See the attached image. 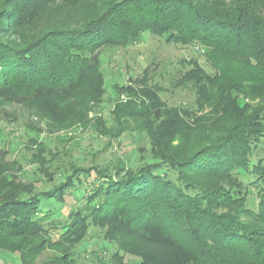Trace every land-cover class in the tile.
I'll list each match as a JSON object with an SVG mask.
<instances>
[{
    "label": "trees",
    "instance_id": "obj_1",
    "mask_svg": "<svg viewBox=\"0 0 264 264\" xmlns=\"http://www.w3.org/2000/svg\"><path fill=\"white\" fill-rule=\"evenodd\" d=\"M62 1L73 0H0V99L30 107L54 125H70L74 118L88 123L91 104L105 93L101 54L134 46L145 33L168 43L200 44L210 57L252 60L257 69L242 81L225 80L208 95L206 75L196 64L190 80L196 109L172 113L149 88L116 85L118 98L126 93L135 99L111 113L116 123L146 119L162 127L175 125V118L185 122V115L202 133L191 153L173 145L176 133H168L169 126L160 132L143 122L154 157L128 171L118 167L119 179L109 166L74 162L60 183L45 173L51 187L38 192L35 184L4 175L0 163V251L34 264L46 248L56 249L64 255L47 264H66L68 258L72 264L91 225L106 223V237L117 244V264H264V159L251 162L264 140V107L250 109L246 100L264 89V0H100L98 10L82 14L73 28L56 20L37 34L20 31ZM216 80L207 79L211 90ZM210 104L213 115L222 117H198ZM103 122L97 124L105 128ZM53 229L57 241H41ZM122 253L136 260L125 261Z\"/></svg>",
    "mask_w": 264,
    "mask_h": 264
},
{
    "label": "rangeland",
    "instance_id": "obj_2",
    "mask_svg": "<svg viewBox=\"0 0 264 264\" xmlns=\"http://www.w3.org/2000/svg\"><path fill=\"white\" fill-rule=\"evenodd\" d=\"M99 1H62L42 11L41 18L37 16L27 27L24 25L20 31L37 34L40 29L57 23L56 20L59 21L57 24L62 21V24L66 23L68 27L73 28L76 26L74 22L82 14L92 15L95 10H98ZM101 55L102 72L106 79L105 93L100 100L91 104V111L88 112V125L78 122L76 118L70 123L68 121L70 125L67 126L66 122L54 125L49 117L38 115L30 107L18 103H5L3 99H0V163L4 175L9 174L16 183L22 185L35 184L38 192L51 187L45 173L50 174L51 178L56 176L55 183H60L65 177L63 172L65 169L69 170L74 162L84 167H92L95 164L102 167L109 166L110 172L116 179H119L118 167L127 170L153 159L150 137L141 127L143 122L155 124V120L139 119L138 121L126 118V121L116 123L111 113L117 106L121 102L135 101L126 93H122L118 98L114 90L116 85L131 87L135 90L140 89L139 92L142 91L141 89L149 88L152 94L159 97L162 109L172 113L177 109L179 111L184 108L196 109L198 95L193 82L190 81L194 79L193 75H196L195 70L201 68L206 75V90L209 95L211 91L218 93L225 80L242 81L255 73L257 69L255 61L246 59L236 61L220 55L210 57L200 44L168 43L166 38L156 37L150 33H145L142 40L134 46L105 50ZM189 74L190 77H187ZM211 76L218 78L213 83V90L207 82ZM144 79L147 82H132ZM229 89L228 87L227 90ZM245 90L252 92L251 88H245ZM262 91L264 94V89ZM263 94L259 92L254 94V98L246 99L250 109L264 107ZM215 101L219 102L217 96ZM213 106L210 104L204 111H198V117H222L221 113L213 115ZM154 112L151 110L150 116H153ZM180 115L183 116V114ZM182 118L185 122H182L180 118H175L176 124L170 126L164 124L161 127L162 124L156 122L155 128L161 132V129L169 126L168 133H176L173 145L183 152L191 153L190 149L199 144L195 140L196 136L202 133L193 125V121L186 120L185 115ZM165 119L168 121L170 117L165 116ZM98 120L106 122L105 128L97 124ZM208 121H203V123ZM138 123L141 126L137 125ZM201 124L202 119L197 127ZM259 159H264V140L252 156L251 162L254 163ZM119 161L122 162L118 163ZM58 170L63 174H58ZM252 192L250 201L252 206H255L258 202L257 193ZM70 203L71 198L68 196V204ZM59 206L58 204L52 206L55 213L61 209ZM68 207L64 209L63 214L68 213ZM49 227L46 226L45 229ZM109 228L110 225L106 223L97 228L91 225L88 238L73 251L72 264H117L113 262L117 244L113 241V237L110 239L106 237V231ZM51 232V234L45 232L41 241L50 239L56 242L59 238L58 233L54 229ZM64 253L61 250L46 248L34 264L52 263L56 257H62ZM122 255L125 261L136 260L134 256L124 253ZM68 260L69 258L66 264H70ZM0 264H21V262L17 254L0 251Z\"/></svg>",
    "mask_w": 264,
    "mask_h": 264
}]
</instances>
